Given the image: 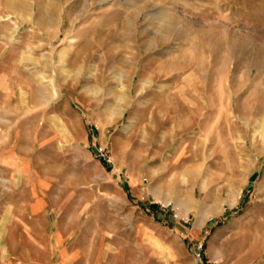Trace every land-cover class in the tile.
Wrapping results in <instances>:
<instances>
[{
    "label": "rangeland",
    "instance_id": "1",
    "mask_svg": "<svg viewBox=\"0 0 264 264\" xmlns=\"http://www.w3.org/2000/svg\"><path fill=\"white\" fill-rule=\"evenodd\" d=\"M7 144L100 264H264V0H0Z\"/></svg>",
    "mask_w": 264,
    "mask_h": 264
},
{
    "label": "crops",
    "instance_id": "2",
    "mask_svg": "<svg viewBox=\"0 0 264 264\" xmlns=\"http://www.w3.org/2000/svg\"><path fill=\"white\" fill-rule=\"evenodd\" d=\"M5 147L0 154V264H100L90 208L82 207L74 192L58 190L59 179L44 170L33 150ZM105 234L101 230V237Z\"/></svg>",
    "mask_w": 264,
    "mask_h": 264
},
{
    "label": "built area",
    "instance_id": "3",
    "mask_svg": "<svg viewBox=\"0 0 264 264\" xmlns=\"http://www.w3.org/2000/svg\"><path fill=\"white\" fill-rule=\"evenodd\" d=\"M101 151H102V155L105 156L104 150L102 149ZM203 247H204L203 243L198 244L197 249L200 251L198 255H201V251H203Z\"/></svg>",
    "mask_w": 264,
    "mask_h": 264
},
{
    "label": "trees",
    "instance_id": "4",
    "mask_svg": "<svg viewBox=\"0 0 264 264\" xmlns=\"http://www.w3.org/2000/svg\"><path fill=\"white\" fill-rule=\"evenodd\" d=\"M152 207H153V208H157L158 205H157V204H152Z\"/></svg>",
    "mask_w": 264,
    "mask_h": 264
}]
</instances>
